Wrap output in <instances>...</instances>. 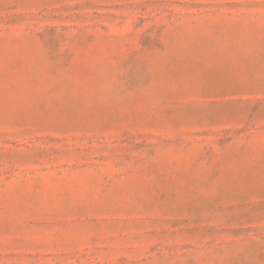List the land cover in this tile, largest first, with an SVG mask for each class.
Here are the masks:
<instances>
[{"label":"rangeland","instance_id":"374dc122","mask_svg":"<svg viewBox=\"0 0 264 264\" xmlns=\"http://www.w3.org/2000/svg\"><path fill=\"white\" fill-rule=\"evenodd\" d=\"M0 264H264V0H0Z\"/></svg>","mask_w":264,"mask_h":264}]
</instances>
